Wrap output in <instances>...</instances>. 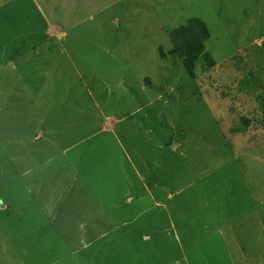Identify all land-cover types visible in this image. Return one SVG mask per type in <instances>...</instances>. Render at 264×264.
I'll return each mask as SVG.
<instances>
[{
    "label": "rangeland",
    "instance_id": "obj_1",
    "mask_svg": "<svg viewBox=\"0 0 264 264\" xmlns=\"http://www.w3.org/2000/svg\"><path fill=\"white\" fill-rule=\"evenodd\" d=\"M0 264H264V0H0Z\"/></svg>",
    "mask_w": 264,
    "mask_h": 264
},
{
    "label": "trees",
    "instance_id": "obj_2",
    "mask_svg": "<svg viewBox=\"0 0 264 264\" xmlns=\"http://www.w3.org/2000/svg\"><path fill=\"white\" fill-rule=\"evenodd\" d=\"M169 37L175 53L183 60L184 68L194 77L199 59L206 56L205 45L211 38L209 28L202 20L193 18L186 25L172 30Z\"/></svg>",
    "mask_w": 264,
    "mask_h": 264
}]
</instances>
